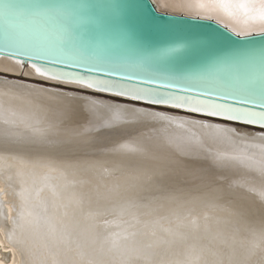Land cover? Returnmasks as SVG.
Here are the masks:
<instances>
[{"label": "bare ground", "instance_id": "bare-ground-1", "mask_svg": "<svg viewBox=\"0 0 264 264\" xmlns=\"http://www.w3.org/2000/svg\"><path fill=\"white\" fill-rule=\"evenodd\" d=\"M57 1L0 0V264H264L258 166L217 160L227 146L201 143L197 130L185 145L165 138L170 150L144 161L142 170L120 155L128 151L122 137L141 122L166 123L145 115L151 112L232 128L233 138L246 143H264L255 134L262 129L90 94L29 75L30 63L21 61V68L14 56L264 103V50L222 68L180 74L137 58L100 60L78 43L72 10L78 1ZM153 1L163 13L207 14L200 7L207 0ZM26 2L32 10L22 7ZM213 16L234 33L245 26L242 18ZM53 101L60 102L55 109ZM67 105L71 116L64 115Z\"/></svg>", "mask_w": 264, "mask_h": 264}, {"label": "water", "instance_id": "water-1", "mask_svg": "<svg viewBox=\"0 0 264 264\" xmlns=\"http://www.w3.org/2000/svg\"><path fill=\"white\" fill-rule=\"evenodd\" d=\"M60 1H57V3ZM72 1L79 2V0ZM83 1L82 6H80V2H77L76 5L72 4V10L76 15L73 23L77 29L78 43L82 45L88 54L100 60L137 58L144 60L148 65L160 72L180 74L207 69L215 70L218 67L227 66V62L231 60L258 57L257 55L264 50V35L253 33L250 36H237L228 27L214 19L163 13L158 10L153 0ZM34 6L27 2L22 4V7H26L27 10H32ZM13 19L23 18L14 17ZM3 53L5 52L0 50V56ZM14 56L25 63L35 62L37 65L47 61L57 70H66L70 74L81 78L97 77L113 81H120L125 78L124 76L39 58L15 54ZM252 63L247 62L249 65L246 66H250ZM57 80L62 81L60 79ZM140 81L143 82L144 80ZM54 84L62 88L67 86L61 83ZM84 90L90 94L94 93L117 98L104 92ZM117 99L128 101L130 102L129 104L133 105L163 111H178L177 113L189 117L202 120L209 119L203 116H194L182 110L157 107L124 98ZM229 102H231V99ZM236 102L245 103L237 100ZM224 123L236 126L241 125L226 121ZM249 127L254 130L262 129L258 124L250 125ZM255 134L259 137L264 136V129L257 130Z\"/></svg>", "mask_w": 264, "mask_h": 264}, {"label": "snow or ice", "instance_id": "snow-or-ice-1", "mask_svg": "<svg viewBox=\"0 0 264 264\" xmlns=\"http://www.w3.org/2000/svg\"><path fill=\"white\" fill-rule=\"evenodd\" d=\"M200 7L207 9V14L200 17L202 19H213V13L217 12L236 22L242 18L245 26L241 30L232 29L237 36H250L253 33L264 35V0H207V3L201 4ZM217 22L220 23L221 20L217 19ZM15 63L21 68L24 66L19 60ZM28 74H34L49 81L60 79L82 89L104 92L117 98L144 102L157 107L182 110L194 116L221 119L243 126L258 124L264 129V103L253 101L237 103L234 98L211 93H197L184 87H177L169 80L148 79L142 82L134 77H125L120 81L97 77L81 78L71 75L66 70H57L47 61L40 65L30 62ZM230 99L231 102H229ZM59 105V101L49 103L52 109ZM63 111L64 115L71 116L74 110L71 105H67ZM145 115L152 117L154 121L166 123L157 128L150 121H143L140 127L122 137L128 143L121 144V148L128 151L121 152V158L131 165H136L137 170H142L140 166L144 161L156 158L166 149L170 150L165 138L181 146L197 139V132L194 131L197 130L201 143L227 146L225 152L216 154L217 160L247 164L250 167L258 166L260 174L264 176V143H246L244 142L247 140L246 137L237 141L232 135L234 129L218 128L214 124L200 123L196 119L176 120L156 112ZM142 129H148V131ZM117 130L110 127L102 129V131ZM257 139L264 141V136ZM129 144L135 147L129 149ZM252 149L257 151L250 152Z\"/></svg>", "mask_w": 264, "mask_h": 264}]
</instances>
